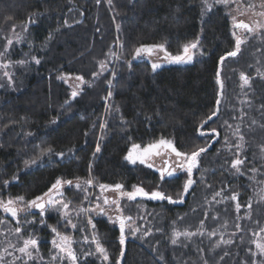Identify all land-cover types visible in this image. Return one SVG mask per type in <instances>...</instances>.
<instances>
[{"label":"trees","instance_id":"trees-1","mask_svg":"<svg viewBox=\"0 0 264 264\" xmlns=\"http://www.w3.org/2000/svg\"><path fill=\"white\" fill-rule=\"evenodd\" d=\"M209 3L213 4L210 11L205 10L202 0H112L111 5L108 0L99 3L97 0H0V28L5 30L7 23L16 25L29 17L35 21L27 31L23 49L29 48L32 54L36 52L41 60L39 64L28 62L27 67L17 70L21 86L11 91L0 90V194L32 199L47 191L57 177L89 178V164L91 177L98 183L122 182L128 190L133 184H139L152 191L159 181L158 174L123 159L128 138L147 143L164 136L187 152L208 144L212 136L201 137L197 128L216 107V72L220 67L224 84L222 103L217 117L203 129L208 132L216 128L219 133L207 151L210 156L207 161L215 160L211 155L218 150L225 135L224 120L232 121L238 115L237 73L250 75V71L245 64L239 66V61H245L244 57H238L240 52L226 59L222 66L219 64V57L234 49L235 40L225 7L212 0ZM197 36L206 54L190 64L162 67L153 72L145 59L133 61L131 69L126 63L140 43L165 42L168 51L177 53L183 43ZM110 50L117 52L120 59L111 60L109 70L93 78L98 62L105 60ZM62 73L82 75L91 86L84 85L82 94L70 100L69 86L57 79ZM108 80L112 81L113 96L107 101L109 110L106 111ZM255 91L262 99L249 96L252 100L247 107L251 109L245 110L249 116L247 122L253 129L264 130V82H256ZM117 107L119 111H115ZM122 119L127 123H122ZM53 120L56 123H51ZM101 122L106 123L105 130H101ZM98 142L101 151L93 155ZM73 146L74 154L63 160L45 157L38 166L25 168L24 161L37 156L43 148L51 147L59 152ZM253 163L250 167H256L259 161ZM200 164L202 167V160ZM217 165V161L209 163L206 181L193 186L183 203L139 199L133 204L124 202L128 211L130 206L143 202L159 216L153 228H147L151 230L150 235L127 239L122 264H204L205 261L207 264H252L251 236L264 224V215H258V204L252 205L250 218L240 220L233 204H224L227 213L219 214L218 223L227 222L231 231H237L232 243L224 248L214 250V239L202 236L171 243L173 228L189 231L198 228L205 211L202 184L208 186L205 195L209 196L221 188L219 183L225 186L229 181L239 193V203L245 205V197L253 190L251 181L243 176L230 180L225 169L213 171ZM13 176L18 181H12ZM5 180L12 182L4 186ZM183 181L181 175L165 182L161 190L175 197ZM197 201H201L200 206L195 204ZM194 208H199L195 212L199 218L193 219L190 214ZM210 220L211 217L206 221ZM94 223L110 261L116 262L120 257L118 227L104 219H96ZM237 224L241 225L240 230ZM206 225L208 229L211 227L210 222ZM45 236H49L48 232ZM257 260L261 262L264 258L258 256Z\"/></svg>","mask_w":264,"mask_h":264},{"label":"snow or ice","instance_id":"snow-or-ice-1","mask_svg":"<svg viewBox=\"0 0 264 264\" xmlns=\"http://www.w3.org/2000/svg\"><path fill=\"white\" fill-rule=\"evenodd\" d=\"M99 2L100 0H97V3ZM202 2L205 6V10L210 11L212 9L213 4L209 3V0H202ZM228 2L229 0H215L216 4H227ZM108 3L111 5L112 0H108ZM261 6L264 7V0H261ZM248 7H253V5H248ZM258 15L264 16V12H260ZM32 23H35V21L32 19V17H29L28 22L19 26L22 29L20 32H16L15 29L17 26L13 25L14 36L6 38L7 43L5 45L4 51H0V57L5 56L10 46L13 45L14 40L19 42L24 38L25 33L28 31V28ZM232 23L234 29L247 30L248 33H254L258 29L264 28V24L257 23L255 27H253L248 23H245L243 20L238 21L235 16L232 17ZM65 25H67V21H65ZM232 36L235 40V47L232 51H227L224 55L219 57V64L221 66L226 61V59L236 57L241 50L242 44L245 43V40H243L240 35H237L235 30L232 32ZM48 39H52L51 33H49ZM119 46L122 48L123 44H120ZM161 53L162 55H160ZM205 54L206 53H204L201 48L200 37L197 36L196 39L183 43L176 54L168 51L165 42L150 44L140 43L139 46L135 47L131 60L126 61V63L128 64L129 69H131L133 61L147 58L148 61L151 62L152 71L155 72L162 66V63L187 64L191 63L196 56H203ZM154 56L157 58L155 61L152 60ZM31 59L36 64L41 63V60L36 56H32ZM113 59L119 60L120 56H118L117 52L110 50L109 53L106 54V59L98 62L99 68L98 71L92 73L93 78H98L108 71V64ZM17 63L24 64L26 61L21 60ZM9 66L10 65L8 63L0 64V68L4 69H7ZM257 74L264 77V73H261L259 69H257ZM3 75L8 77V82L11 84L12 76L9 74V72L4 71ZM112 75L115 77L116 73L113 71ZM221 75V68L218 67L216 72V83L219 85L221 91L217 94L216 107L210 112L209 115L200 121V126L197 128V132L201 137L211 135L213 140L219 136L217 129L212 128L208 132H205L203 129L209 122L213 121V119L217 117L219 113L224 87L223 81L221 80ZM239 78L241 81L240 87L242 89L245 86H250L252 77L246 75L244 72H241ZM57 79L63 81L71 89L70 100H75L82 94L84 85L87 84L91 86V82L86 81L82 75L72 76L70 73H62L57 76ZM70 81H75L76 83L72 84ZM107 83L110 90L108 91L107 97H105L106 111L109 110L107 101L113 96V92L111 91L112 81L108 80ZM67 105H69V101L66 100L65 106ZM115 111H119V108L117 107ZM51 123H56V120L51 121ZM122 123H127V121H123L122 119ZM225 124L228 128L232 127V125L228 124L227 121H225ZM106 126L107 125L105 122L100 123L101 130H105ZM233 134L238 135L239 140L243 141L244 137L239 135V126H237ZM28 135L31 134L29 133ZM85 135L87 136L88 133L86 132ZM128 140L129 146L123 159L131 165L135 166L139 164L147 167L148 169H153L159 176V181L155 189L152 191H147L143 186L139 184H133L131 189L128 190L125 184L122 182H116L114 184L98 183L91 177L92 165L89 164V178L83 179L77 176L74 179H65L63 177H57L47 188V191H44L40 195L34 196L32 199H26L23 195H17L15 197L10 195L5 199L3 198L2 194H0V213L11 217L12 220L16 221L17 225L14 230L8 229L7 232H0V235H4L6 237V247L0 249V264H6V257H11V260L7 261V264H18V262L21 260L24 261V264H33V262L37 260L43 262V257L39 254L40 241L34 235L30 234L28 238L18 239L16 243H12L9 239H7V237L11 236L13 233L19 237L22 234L25 224L30 226L35 223L34 220H25L22 222L19 219L21 215L27 216L29 214L35 215L37 213L40 217V224L48 227L52 233V239L50 243L52 245V250L56 252V255L51 257V264H55L57 260L60 261V264H80L81 256L77 253V250L74 247V245L77 243H82L89 246L94 245V251L90 250L89 252L82 253L84 258L96 256L101 260V264H107V262H109V253L103 246L99 233L96 230V224L93 222L94 217L96 216L106 217L111 224L118 225L120 257L117 258L115 264H122V257L125 255V246L128 237H136L138 234H140V238L143 239V237L150 235L151 232V230L142 231V228L137 226V218L125 214V206L123 201L126 199L129 202H135L138 199H146L152 201H168L169 203H183L186 195L196 183V181L193 179L194 170H199L200 158L202 154L209 150V145L211 143V141H209L205 146H196L192 151L187 152L180 150L176 146L173 139L166 138L164 136H160L159 138L153 139L147 143H136L132 140V137H129ZM225 143H227V137L225 138ZM234 147L237 149V158L231 161V168L235 169L237 173H240L241 166L245 163V160L239 158L242 144L238 143ZM75 151V146L68 148L67 151L59 152H54L51 147L43 148L37 156L32 159L25 160L24 165L25 168L38 166L45 157L55 156L63 160L66 156H71L74 154ZM100 151L101 148L98 142L93 155ZM261 151L264 152V146H261ZM158 159L161 161L159 165L156 164V160ZM251 171L256 172L257 170L252 169ZM184 174H186V179L182 183L181 190L175 194V198L173 195L161 190L165 182L174 181ZM12 181H18V177L13 176ZM12 181L5 180L3 184L4 186H9ZM66 186L69 188L74 187L77 192L83 193L81 205L76 209H72V202L65 199ZM91 188L99 189V193L95 194V201L91 199L92 195H94V193L89 191ZM109 192L115 193V196L110 197L107 195ZM222 195L223 190L214 193L213 201L219 203V201H216L215 198ZM238 196L239 193H233L230 197L232 201H237L235 204L237 212H239L242 207L238 201ZM261 198L264 199V196ZM85 204L88 206L85 207ZM52 211L56 212L58 220L55 225H48L46 223V217ZM74 216L76 220H78L81 216H85L87 218L86 228L91 229L90 237L85 235L82 237V240L77 241L72 235L67 233L68 228L79 230L81 232L86 231L85 227H81V225L76 222V220H74ZM205 216H207V212H205ZM215 218L216 217H213V219ZM6 222L7 221L5 219H0V226ZM204 223L205 222L201 220L200 226L195 232L189 231L188 229L179 231L176 228H173L171 234V243L173 245L177 244L180 237L191 239L197 235H204ZM60 224L65 225V231L62 232L60 230ZM236 228L237 230H240L241 225L237 224ZM157 231L160 230L157 229ZM260 233H264V228H261L260 232L256 233L255 235L259 236ZM207 234L209 236H215L216 232L213 231ZM232 235H235V233ZM231 243V240L223 239V233H221V239L217 241L215 247H219L220 244L228 245ZM252 243L255 244L257 251H251V249H249L251 255L255 257L257 254H259L260 257H264V243H261L258 240H254ZM16 253H19V255H16ZM162 259L163 257H161V260ZM204 264H207V261H205ZM252 264H258V262L253 260ZM260 264H264V261H261Z\"/></svg>","mask_w":264,"mask_h":264},{"label":"rangeland","instance_id":"rangeland-1","mask_svg":"<svg viewBox=\"0 0 264 264\" xmlns=\"http://www.w3.org/2000/svg\"><path fill=\"white\" fill-rule=\"evenodd\" d=\"M212 1L214 2V4H216L215 0H212ZM216 5H219V6L221 5V6L225 7V11L229 15V18H230L232 32L235 30L237 32V35H240L241 38L243 40H245V43H243L241 46L240 54L238 56L241 58L244 57L245 61H239L238 64H239V66H242L245 64L247 70L250 71V73H249L250 75H248V76L252 77V80L250 82V86H245L242 89L240 87V85H241V81L239 78L240 72L237 73L236 79H238V81H239V85H238L239 92L236 93V97H239V103L238 104H239V110L240 111L238 110V115L236 117H233V119H231L232 121H230L229 119L226 120L228 124L232 125L231 128L227 127V125L225 124V120H224L223 124L225 126V130H224L225 135H223L224 137L221 138V140L219 142V147H217L218 150L214 154L215 156L211 155L212 157L215 158V160L207 161L206 158L210 157V156L207 154V152L202 154V156L200 158V161L202 160V167L200 166L201 164L199 163V170H194L193 179L196 181L194 187H196L198 182L202 181V183H204V180L206 181L209 163L211 161H212V163L217 161L218 165L213 169V171L216 169L217 170L218 169H220V170L225 169L226 172L229 173V175L231 176L230 180H234V179L239 178L240 176H243L247 180L251 181V187H253V190H252V193L248 194L245 197V201H244L245 205L244 206L242 205L239 212H237V210L235 208V204L237 201H232L230 199V197L233 193H238V191H237V189L235 191V188L229 184L230 183L229 181H226V183L224 184L225 186H223L222 183H219L220 187L224 188V189L219 188L215 192L211 193L209 196L205 195L206 191L208 189V186L202 184V188H203L202 194L204 196V197L202 196V209H205V211L202 215V220L205 222L204 223L205 234L204 235H197V236L198 237L202 236L204 238L208 237L210 239H214V247H213L214 250L221 249V248H224V247L230 245V244H228V245L220 244L219 247H215L217 241H219L221 239V233H223V239H229L231 241L234 240V238L237 234V231H231L230 230V225L227 222L218 223L219 214L220 213H227V210L225 209V206H224L225 203H227V204L232 203L233 204V210H234L235 214L237 215L236 217L237 218L239 217V220L242 218L248 219L251 217L252 205H254V204L260 205L258 208L260 213L258 211L257 212V213H259L258 215H260V216L264 215V213H261V212H264V199L261 198L262 196H264V152L261 151V146H264V130H261V129L256 130V129H253L251 126H249L248 122H247V117H249V116H248L247 112L245 111L246 108L249 107L248 104H249L250 100H252V99H250L249 96H254L255 97L254 99H257V100L262 99L260 96H258L255 89H256V82H258V81L264 82V77L257 74V69H259L261 73H264V28L258 29L254 33H248L247 30L234 29L233 23H232V17L235 16L238 21L243 20L245 23H248L249 25H251L253 27H255V25L257 23L264 24V16L258 15V13L264 12V7L261 6V0H229V2L227 4H216ZM248 5H253V7H248ZM28 20L25 22H21L19 24H16L17 27H16L15 31L20 32L22 29L19 26L23 23L28 22ZM12 36H14L13 25L9 26V24L7 23V25H5V30L0 28V51H4L5 45L7 43L6 38L12 37ZM26 38H27V32L25 33V36L21 41L16 42L14 40L13 45L10 46V48H9L8 52L5 54V56L0 57V64L8 63L10 65L7 69L0 68V85H2V86H0V90L1 89H7V90L11 91V90L18 88V86H21L22 82L19 83V79H17V77H16V74L18 73L17 70L27 67L28 62H33L31 57L36 56V54H35L36 52L32 54L31 52H29L30 51L29 48L27 51H25L23 49V44L25 42H27ZM42 48H41L42 51H44L45 46H43ZM173 54H176V53H173ZM160 55H162V53ZM18 56H19V58H18ZM199 57H200L199 55L196 56L194 58V60L198 59ZM156 59L157 58L155 56L152 58L153 61H155ZM21 60L26 61V63H24V64L17 63L18 61H21ZM145 60L148 61L147 58H145ZM148 62L151 64L150 61H148ZM187 64H190V63H187ZM173 65H186V64L162 63V66L160 68L173 66ZM4 71L9 72V74L12 76V83L11 84H9V82H8V77H5L3 75ZM71 75L75 76L74 74H71ZM70 82L72 84L76 83L75 81H70ZM242 104H245L247 106L245 108H242L241 107ZM230 109L233 110V107H231ZM230 109H228V110L230 111ZM247 109L250 110L251 108H247ZM237 126H239V135H242L244 137L243 141L239 140L238 135L233 134L235 132ZM253 136L255 139H253ZM226 137H227V143H225ZM245 137H247L249 139L248 142L245 141ZM212 142H213V140H211L209 147L211 146ZM238 143L242 144V148L240 149L239 158L245 160L244 165L241 166V172L240 173H237L235 171V169L231 168V161L233 159L237 158V156H236L237 149L234 146ZM256 160L259 161L257 166L256 167H250L251 164L254 165L253 162H255ZM160 163H161V161L159 159L156 160L157 165H159ZM252 169H256L257 171L253 172V171H251ZM209 171H211V169ZM211 173H212V171H211ZM182 176L184 177V180H185L186 174H184ZM83 179H86V178H83ZM238 189H241V187L238 186ZM221 190H223V195L215 198L216 201H219V203L214 202L213 201L214 193L219 192ZM89 191L91 193H94V195H92L91 199L93 201H95V194L99 193V189L98 188H91V189H89ZM107 195H109L110 197H114L115 193L109 192V193H107ZM3 198L6 199V198H8V196L3 197ZM65 199L70 200L72 202L71 203L72 209H76L81 205V201L83 200V193L77 192V190L74 187L69 188L66 186L65 187ZM139 200H141V199H139ZM144 200H146V199H143L142 201H144ZM238 201H239V198H238ZM124 202L125 203L127 202L128 204H133V202H129L126 199L123 201V204H124ZM101 203H102V201H101ZM195 204H197V206H200L201 201H197ZM249 204H250V207H249ZM84 206L87 207L88 205L85 204ZM218 207H220V208L217 209ZM130 208H131L130 211H128L125 207V214L131 215L134 218H137V226L141 227L142 231H148L147 228H153L154 222L156 221V218H158V216H159L158 213H155L154 208H148V206L146 204H144L143 202L136 203L135 205L130 206ZM198 209L199 208H194L191 211L190 214L193 216V219L199 218V216L198 215L196 216V214H195L196 210H198ZM126 212H128V213H126ZM205 212H207V216H205ZM241 212H243V213H241ZM210 217H211V220L206 221ZM213 217H216V218L213 219ZM181 218H183V216H181ZM0 219H5L7 221L5 224L0 226V232H7L8 229L14 230V228L17 226L15 220H12L11 217H8L3 213H0ZM19 219L22 222L25 220H27V221L34 220L35 223L30 225V226L25 224L23 227L22 234L19 237L13 233L11 236L7 237V239H9L12 243H16L18 239L28 238V236L30 234L34 235L40 241V243H39V254H40V256L43 257V262L37 260V261H34L33 264H51V257L56 255V252L54 250H52V245L50 243V241L52 239V233L50 232V229L48 227H46L45 225L40 224V217H39L38 213L35 215L29 214L27 216L21 215L19 217ZM96 219H104L111 226H117L118 227V225L111 224L107 220L106 217L96 216V217H94V220H96ZM57 220H58V216H57L56 212H54V211L50 212L49 215L46 217V223L48 225H55L57 223ZM74 220H76L75 216H74ZM94 220H93V222H94ZM76 222H78L81 225V227L86 228V226H87V218L85 216L79 217V219L76 220ZM209 222H210L211 227H213V228L210 227L208 229L209 226L206 224ZM215 223H216V225H215ZM198 224L200 226V223H198ZM199 226H198V228H199ZM59 228L62 232L65 231V225L64 224H60ZM261 228H264V224L261 225L260 229ZM176 229L179 231H183L186 228L185 229L176 228ZM197 229L193 230V232L197 231ZM260 229L258 231H256V233L260 232ZM213 231L216 232L215 236H209L207 234V233H211ZM46 232H48V235H49L47 237L45 236ZM118 232H119V228H118ZM67 233L72 235L75 240L80 241V240H82V237L85 235H88L89 237L91 236V229L86 228V231L81 232L79 230H74V229L68 228ZM233 233H235V235H232ZM256 233L252 234L251 242L254 240H258L259 242L264 243V233H260L259 236L255 235ZM150 234H151V232H150ZM136 237H140V234H138ZM136 237L129 236L128 239H133ZM145 237H143V238H145ZM191 239H186L184 237H180L178 240V243H181L182 240L187 241V240H191ZM5 240H6V237L4 235H0V249H3L4 247H6ZM252 244L254 247L253 251H257L255 248V244L254 243H252ZM103 246H104V244H103ZM74 247L76 248L77 253L81 256L80 264H90L92 262H94L93 264H101V260L98 259L96 256H89L87 258H84L82 255V253H84V252H89L90 250L94 251V245L89 246L86 244L77 243L74 245ZM16 255H19V253H16ZM258 256H259V254H257V256H255V257H253V260H256L258 262V260H257ZM261 258H264V257H261ZM5 260H6V264H7V261H10L11 257H6ZM18 264H24V261L21 260L18 262ZM55 264H60V261L57 260L55 262ZM107 264H115V262L109 260V262H107ZM258 264H260V262H258Z\"/></svg>","mask_w":264,"mask_h":264},{"label":"water","instance_id":"water-1","mask_svg":"<svg viewBox=\"0 0 264 264\" xmlns=\"http://www.w3.org/2000/svg\"><path fill=\"white\" fill-rule=\"evenodd\" d=\"M221 91V89H220V87H219V85H218V93ZM223 98V95H222V97H221V99Z\"/></svg>","mask_w":264,"mask_h":264}]
</instances>
